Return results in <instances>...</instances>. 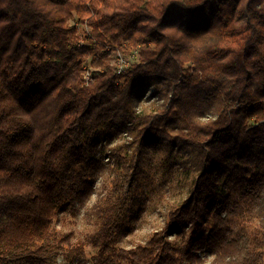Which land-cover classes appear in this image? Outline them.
<instances>
[{"label": "trees", "instance_id": "trees-1", "mask_svg": "<svg viewBox=\"0 0 264 264\" xmlns=\"http://www.w3.org/2000/svg\"><path fill=\"white\" fill-rule=\"evenodd\" d=\"M116 48L139 54L125 72ZM147 86L164 110L136 113ZM124 131L132 151L106 154ZM163 148L188 149L191 191L162 231L119 247L134 218L113 189H135ZM109 156L123 178L86 212L99 263L264 264V0H0V264L83 254L56 219L87 206Z\"/></svg>", "mask_w": 264, "mask_h": 264}, {"label": "rangeland", "instance_id": "rangeland-1", "mask_svg": "<svg viewBox=\"0 0 264 264\" xmlns=\"http://www.w3.org/2000/svg\"><path fill=\"white\" fill-rule=\"evenodd\" d=\"M86 26L87 24L82 23V29L88 32L89 29ZM117 50L120 51L119 48H116L110 54V62L114 66H117L116 57L120 55ZM124 55L125 61L132 60L134 57L139 58L138 52L134 49ZM154 92V87L147 86L144 94L139 99L135 98L136 113L159 112L165 109L168 98ZM131 141L132 135L127 132L116 133L112 139L103 143L104 151L109 154L114 147L129 145L130 149L127 147L122 149V156H125L134 148ZM173 154V157H169L163 148L155 155L152 162L143 161L138 173L139 183L135 189L123 188L121 185L113 189V192H116L117 189L121 190L113 195V201H118V195H120L123 198L120 202L123 206L122 212L128 217L132 215L134 218L131 223L132 232L120 240L119 247L128 249L138 244H145L156 231H162L166 227L170 211L188 197L196 177V172L191 165L184 161L189 155V151L186 148H175ZM109 157H106L108 164L106 170L97 180V193L93 195L87 206L80 208L77 214L66 212L56 219V226L59 230L69 233L73 243H83L84 246V253L80 256L73 252L69 253L72 258L77 256L73 262L66 260L65 255L59 256L60 264H102L99 263L101 245L92 242L99 231L100 224L86 212L96 202L99 194V196L112 194V182L115 179L123 178L124 169L122 166L125 160L120 159L118 164L115 157ZM199 255H201V261L186 264H211L212 256L201 253Z\"/></svg>", "mask_w": 264, "mask_h": 264}, {"label": "built area", "instance_id": "built-area-1", "mask_svg": "<svg viewBox=\"0 0 264 264\" xmlns=\"http://www.w3.org/2000/svg\"><path fill=\"white\" fill-rule=\"evenodd\" d=\"M117 52H119L120 53V55L119 56H117L116 57V62H117V68H118V70L121 72H125L126 71V68L128 67V65H129V63H130V61L131 60H126L125 61V58H124V54L125 53H122V51H118L117 50ZM124 55V56H123ZM133 59V58H132ZM85 78H87V79H89L90 78V75H89V73L87 74H85Z\"/></svg>", "mask_w": 264, "mask_h": 264}]
</instances>
